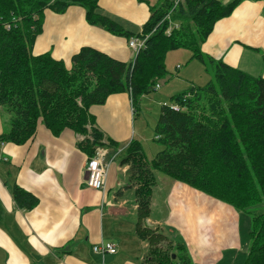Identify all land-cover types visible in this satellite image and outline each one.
I'll return each mask as SVG.
<instances>
[{"label": "trees", "instance_id": "trees-1", "mask_svg": "<svg viewBox=\"0 0 264 264\" xmlns=\"http://www.w3.org/2000/svg\"><path fill=\"white\" fill-rule=\"evenodd\" d=\"M242 1L183 0L171 21L167 16L173 0L163 1L135 36L104 15L99 0H0V108L11 116V128L0 136V143L25 145L42 122L55 137L67 130L83 136L79 148L92 159L98 148L107 146L90 113L92 107L105 105L112 95L128 93L137 113L140 98L153 92L168 74L166 59L173 51L188 50L191 60L201 61L213 72L214 81L192 86L161 107L156 139L163 149L152 160L136 140L121 160L122 166H129V186L135 188L136 231L148 244L143 264H193L185 245L146 225L156 173L242 213L252 215L264 203V78L202 53L215 25L230 17ZM73 6L86 11L90 25L115 36L129 41L148 37L145 48L130 63L83 48L72 58L70 69L49 54L33 55L45 12L64 14ZM172 23L178 27L168 33ZM13 198L25 210L39 203L17 186ZM250 240L244 264H264V212L253 214Z\"/></svg>", "mask_w": 264, "mask_h": 264}, {"label": "crops", "instance_id": "crops-1", "mask_svg": "<svg viewBox=\"0 0 264 264\" xmlns=\"http://www.w3.org/2000/svg\"><path fill=\"white\" fill-rule=\"evenodd\" d=\"M162 4L163 0H99L102 13L135 36ZM83 48L124 63L135 60L129 40L90 25L83 8L45 12L33 55L49 54L70 69L72 58ZM202 53L264 78V1L243 0L230 17L215 25ZM90 113L105 136L111 162L104 191L85 185L89 158L79 148L84 137L73 131L55 137L40 122L25 145L0 143V264H143L148 244L136 231L129 166L121 165L131 141L144 143L143 133L136 130L131 97L112 95ZM4 114L0 108V136L6 132ZM155 177L148 227L185 245L193 264H244L251 246L245 213L161 173ZM16 186L34 195L38 205L21 209L13 198ZM109 242L117 244V254L94 253L96 245Z\"/></svg>", "mask_w": 264, "mask_h": 264}, {"label": "rangeland", "instance_id": "rangeland-1", "mask_svg": "<svg viewBox=\"0 0 264 264\" xmlns=\"http://www.w3.org/2000/svg\"><path fill=\"white\" fill-rule=\"evenodd\" d=\"M191 56L192 54L185 49L170 52L166 59L168 74L158 81L159 89L140 98L135 125L137 132L143 133V147L149 160H152L163 149L156 139V125L161 107L164 104H170L171 98L175 95L191 90L192 86L205 87L214 81V74L210 69L208 70L209 66L206 67L201 61L191 60ZM178 67L180 68L178 69ZM3 110L5 111L4 116L7 117L5 129L8 132L11 128V116L5 109ZM252 212L253 214L263 213L264 203L254 208ZM253 214L245 213L243 217V221H245L243 223L251 229Z\"/></svg>", "mask_w": 264, "mask_h": 264}, {"label": "built area", "instance_id": "built-area-1", "mask_svg": "<svg viewBox=\"0 0 264 264\" xmlns=\"http://www.w3.org/2000/svg\"><path fill=\"white\" fill-rule=\"evenodd\" d=\"M168 1V0H163ZM183 2V0H173V9L170 11L167 16V20L171 21V16L176 8ZM178 25L170 26L168 33L174 28H177ZM10 29V26L8 27ZM146 38L135 37L129 41L130 48L134 51L135 58L139 54L141 50H143L146 46ZM155 89H159L157 85ZM178 107H174V110H178ZM110 161L107 160V150L105 148H98L96 151V155L94 158L89 159L85 168V185L92 190L95 191H104L106 188V182L110 169ZM95 254L101 255L105 257L106 255H115L118 253V246L116 243H101L100 245H96L93 248Z\"/></svg>", "mask_w": 264, "mask_h": 264}, {"label": "water", "instance_id": "water-1", "mask_svg": "<svg viewBox=\"0 0 264 264\" xmlns=\"http://www.w3.org/2000/svg\"><path fill=\"white\" fill-rule=\"evenodd\" d=\"M173 258L175 259V256Z\"/></svg>", "mask_w": 264, "mask_h": 264}]
</instances>
